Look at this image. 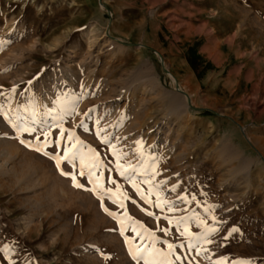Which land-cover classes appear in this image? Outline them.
I'll return each mask as SVG.
<instances>
[{"label": "rangeland", "instance_id": "374dc122", "mask_svg": "<svg viewBox=\"0 0 264 264\" xmlns=\"http://www.w3.org/2000/svg\"><path fill=\"white\" fill-rule=\"evenodd\" d=\"M0 42V264H137L144 229L161 264H264V0H0ZM71 132L102 187L50 158Z\"/></svg>", "mask_w": 264, "mask_h": 264}, {"label": "snow or ice", "instance_id": "6c2138e0", "mask_svg": "<svg viewBox=\"0 0 264 264\" xmlns=\"http://www.w3.org/2000/svg\"><path fill=\"white\" fill-rule=\"evenodd\" d=\"M7 42H0V51L3 50V45L6 44ZM10 92H15V89H10ZM0 95H3V93H0ZM75 109L73 108L72 111H74ZM91 111V110H90ZM33 115H35L33 113ZM85 115H87V113H85ZM0 116H3V118L8 121L10 124L13 123V121L10 119L9 114L7 111H5V105L4 104H0ZM16 127H18L19 131L22 132H29V133H34L36 131V129L34 127H20L18 125H14ZM81 127H85L83 122H81ZM59 130H60V138L64 139L65 136V132L67 131L66 129L63 128L62 124L58 125ZM88 129L85 127V131H87ZM102 130L97 131V135L99 136L101 134ZM50 136V133L45 132L44 133V141L41 142L40 141V137H37V141L39 142V146H36L33 148L34 151L36 152H42V149L44 147L47 146V144L50 142L48 140V137ZM67 141L69 142L70 146H67L63 149V155H55V156H51L50 158L53 159L56 163V167L59 169L60 165L63 161H67L68 163H72L74 166V162L79 159L80 161V171H79V175L80 176H85V169H88L87 172V176L90 180V182L94 183L97 187H102V180L103 177L102 176H96V173L93 171V169H98L103 167L102 162L99 159V154L96 152L95 149L92 148H88V153H87V159H86V154L79 151V146L83 145V141H81L79 139V137L76 136V134L74 132L68 133L67 135ZM22 144H25L26 146H31L29 144V142L21 140L20 141ZM102 143L108 144L109 140L107 137L102 139ZM137 152H141V149L143 148V142L142 141H137ZM111 148L113 149V155L117 156V161H119L120 159H122V156L116 152L115 150V145H111ZM43 155H49V153L47 152H43ZM116 168L120 169V175L125 176L126 173L129 172V169H131L132 173H135L136 169L134 168V166L129 165L127 168L117 162L116 164ZM153 174L155 175V170L153 169ZM61 175L64 176H70L72 181H73V186L77 187V188H83L84 185H82L81 183H79L76 179V175L71 173V172H64L61 171ZM93 177H95V179H92ZM127 179L132 180V174H128L126 176ZM111 183L115 184L116 181L115 180H110ZM144 183L146 184H151L150 180H145ZM132 187L135 188L137 190V192H140L141 196L144 197V193L141 191L140 187L138 184H136L134 181L132 182ZM174 190V189H173ZM93 192L96 191V188L94 187L92 189ZM104 195L109 196L110 198L113 199L114 203H119L121 207H123V198H126V194H124L121 189L120 186L117 185L116 191L114 192L112 189H104ZM151 194V193H150ZM145 199H147V197H144ZM102 199V198H101ZM181 199H186L184 197H181ZM149 203H151V201H148ZM163 203H169L168 201H163ZM103 207V204L101 205ZM161 204L160 202L157 203V207H160ZM169 211H173V207H169L168 209ZM104 211L108 213V215L113 216L115 218V214L110 212L107 208H104ZM148 215H152V213H148ZM182 220H177L176 224L179 227V225L181 224ZM169 223H173V221L169 220ZM121 224H123V221H121ZM201 224H203V221H201ZM142 227V226H141ZM133 231L136 232V235L138 237H141V239H143V236L141 235L140 232H137L135 228H133ZM145 232L148 233V238L152 241L151 246L148 245H134L133 240L129 239L128 237H125V243L127 245H129V252L132 256V259L137 261V264H139V261H143V264H161V261L157 259L158 256H160L162 253L159 249H157L155 247V244L157 242V237L155 236L154 232H149V230L144 229ZM161 231H163L166 235L169 233L168 229H161ZM208 231H215V229H208ZM233 232L238 231V229L233 228L232 229ZM121 234H123V230L121 232ZM180 235L183 237L188 238L189 240L192 239H197L198 237H194L193 233H191L188 229V227L185 225L184 230L182 232H180ZM205 242L207 243H211V241L206 240ZM182 246V245H181ZM190 247H194V245H189ZM177 245H174L172 243H168L167 244V248L169 249V252L166 254L167 256H171L175 249L177 248ZM0 251H3V249H0ZM176 261H180L181 257L180 256H176L175 257ZM167 264H175L174 261L172 260H168Z\"/></svg>", "mask_w": 264, "mask_h": 264}, {"label": "bare ground", "instance_id": "6f19581e", "mask_svg": "<svg viewBox=\"0 0 264 264\" xmlns=\"http://www.w3.org/2000/svg\"><path fill=\"white\" fill-rule=\"evenodd\" d=\"M236 54H238V52H236ZM44 212V211H43Z\"/></svg>", "mask_w": 264, "mask_h": 264}]
</instances>
